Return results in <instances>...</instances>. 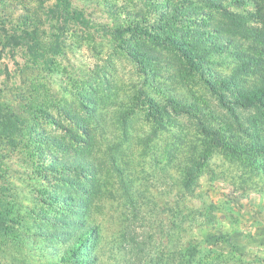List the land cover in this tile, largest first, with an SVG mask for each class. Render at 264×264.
Instances as JSON below:
<instances>
[{
    "label": "rangeland",
    "instance_id": "374dc122",
    "mask_svg": "<svg viewBox=\"0 0 264 264\" xmlns=\"http://www.w3.org/2000/svg\"><path fill=\"white\" fill-rule=\"evenodd\" d=\"M64 6L0 0V264H264V121L235 103L264 38L218 31L263 0Z\"/></svg>",
    "mask_w": 264,
    "mask_h": 264
},
{
    "label": "trees",
    "instance_id": "16d2710c",
    "mask_svg": "<svg viewBox=\"0 0 264 264\" xmlns=\"http://www.w3.org/2000/svg\"><path fill=\"white\" fill-rule=\"evenodd\" d=\"M56 5L61 7L62 9L65 8L64 6V0H56ZM263 5H264V0H263ZM65 10V9H64ZM225 17L227 18V23L225 25L231 27V30H218L220 31L219 33L226 35V31H230L235 33L236 35H240V33H242V35H244L246 38H249L250 36L252 37L251 41L252 43H262L261 39L264 38V22L262 27L260 28H255L253 26H249L248 24V18L245 15L239 14V13H234L231 11H224L223 12ZM259 12H257V18L259 17ZM134 29L142 34H146L147 36H149L151 39L156 40V41H166L167 43H169L170 45H172L173 47H177V43L175 40H173L170 37L167 36H162V37H158L155 36L153 34H151L150 32H148L146 30V28L142 25H135ZM223 29V28H222ZM249 29H254V31H252L253 34H250L248 32ZM116 35L118 37V39L120 41L124 40V32L123 31H117ZM249 35V36H248ZM229 37V36H227ZM229 43H232V39L228 38ZM264 43V42H263ZM262 43V44H263ZM177 49H179L177 47ZM261 54H264V51H260ZM185 56V60L187 62V65L191 68H193L195 71H202V66L196 62V59L194 60V58H192L190 55H188L187 53L183 54ZM243 61L244 64L238 65V67L235 69L236 71H245L246 73H252V77L253 79L250 81L251 82V86H249V88H244L241 90V97L246 98L247 101L242 103V102H238L235 101V103L239 104L240 106H245V107H254L255 109H257L260 112V119L262 121H264V58H260L257 56H250L247 54L243 55ZM250 64V66H252L253 68L248 69L245 67L248 66ZM230 72L229 74H224V73H220V72H215V74H217L215 76V78L221 77L223 78L222 80L225 81L224 83L227 84H234L235 82V74L234 71ZM213 72V71H211ZM214 73V72H213ZM254 85V86H253ZM148 105H150L151 100L147 99ZM256 102V103H254ZM228 110L231 112L232 116L235 118V113H233V111L228 108ZM239 124V123H237ZM13 125V123L11 122V115L8 114V112L4 109H0V127H3L2 129H11V126ZM259 125V121L256 120L255 121V126L254 127H258ZM264 130V128H263ZM1 134H2V130H0V138H1ZM3 189L0 190V197L3 196L4 194H2ZM3 219H9L4 215V212L2 209H0V223L3 221ZM83 235H85V237L87 238L89 235H92V232H90V230H85L83 232H81ZM79 249H80V245ZM67 252H69L67 250Z\"/></svg>",
    "mask_w": 264,
    "mask_h": 264
}]
</instances>
